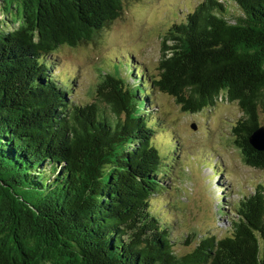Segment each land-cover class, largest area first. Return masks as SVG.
I'll return each mask as SVG.
<instances>
[{
	"label": "trees",
	"instance_id": "1",
	"mask_svg": "<svg viewBox=\"0 0 264 264\" xmlns=\"http://www.w3.org/2000/svg\"><path fill=\"white\" fill-rule=\"evenodd\" d=\"M1 1L16 26L0 24V264H264L260 185L234 204L227 234L175 252L150 205L169 175L149 97L156 88L187 112L236 102L235 142L264 168L248 141L264 113V0H199L166 29L157 77L119 58L83 104L52 53L94 41L130 0Z\"/></svg>",
	"mask_w": 264,
	"mask_h": 264
},
{
	"label": "rangeland",
	"instance_id": "2",
	"mask_svg": "<svg viewBox=\"0 0 264 264\" xmlns=\"http://www.w3.org/2000/svg\"><path fill=\"white\" fill-rule=\"evenodd\" d=\"M198 2L130 0L94 41L62 45L53 52L52 73L71 81L69 98L81 104L95 100L96 84L119 67V58L137 64L152 80L159 74L166 29ZM3 6L0 0V24L8 31L16 23ZM149 97L151 112L160 118L153 141L169 175L163 174L165 184L152 194L150 205L167 223L175 252L183 254L204 234L220 238L229 232L237 213L234 204L254 193L257 185L264 188V168L248 165L235 142L234 124L242 116L236 102L220 98L212 107L187 112L156 88ZM258 121L264 125V113Z\"/></svg>",
	"mask_w": 264,
	"mask_h": 264
},
{
	"label": "water",
	"instance_id": "3",
	"mask_svg": "<svg viewBox=\"0 0 264 264\" xmlns=\"http://www.w3.org/2000/svg\"><path fill=\"white\" fill-rule=\"evenodd\" d=\"M192 124V128H194ZM248 141L255 149L264 150V125H259L248 137Z\"/></svg>",
	"mask_w": 264,
	"mask_h": 264
}]
</instances>
